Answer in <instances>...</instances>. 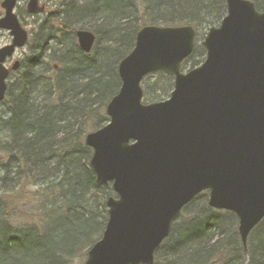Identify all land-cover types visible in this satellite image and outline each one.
I'll use <instances>...</instances> for the list:
<instances>
[{"label":"trees","instance_id":"1","mask_svg":"<svg viewBox=\"0 0 264 264\" xmlns=\"http://www.w3.org/2000/svg\"><path fill=\"white\" fill-rule=\"evenodd\" d=\"M251 1L264 12V0ZM142 2L146 25H139L136 0H63L33 31L0 117V131L9 133L0 142V264L85 262L102 238L106 201L114 196L111 184H97L85 138L109 122L106 107L121 87L120 61L141 28L187 25L198 34L182 69H194L205 60L204 34L227 13L226 0ZM77 24L96 36L90 54L78 46ZM142 86L146 104L161 102L170 97L174 79L157 73ZM161 248L166 250L155 264H264V220L245 248L237 217L210 208L203 193L182 210Z\"/></svg>","mask_w":264,"mask_h":264},{"label":"water","instance_id":"2","mask_svg":"<svg viewBox=\"0 0 264 264\" xmlns=\"http://www.w3.org/2000/svg\"><path fill=\"white\" fill-rule=\"evenodd\" d=\"M18 0H3L0 30L10 45L0 49V104L12 72L7 62L24 49L29 34L15 13ZM227 14L208 30L205 61L188 72L195 50L192 26H147L118 66L121 87L106 107L109 123L85 144L101 187L112 188L108 222L84 264H154L181 211L207 192L208 205L234 214L243 246L264 220V12L250 0H226ZM45 6L30 0L29 15ZM91 53L96 37L77 31ZM164 73L174 78L170 97L144 104L142 82Z\"/></svg>","mask_w":264,"mask_h":264},{"label":"rangeland","instance_id":"3","mask_svg":"<svg viewBox=\"0 0 264 264\" xmlns=\"http://www.w3.org/2000/svg\"><path fill=\"white\" fill-rule=\"evenodd\" d=\"M62 1L63 0H41V4H46L47 5L46 12L44 14L40 15V16H37V17H30V16H27V14L25 13V9H26V5H27L28 0H19L16 12L18 14H20V16L22 18L21 22H22L24 28L30 33L31 37H33V34H32L33 31L35 32V31L41 29L43 25H46L48 23V18L56 10H58L60 8V4L62 3ZM136 3L138 4L139 12H140V15L138 17L139 20L140 21H142L143 19L145 20V18H144L145 11H144V8L142 6V4H143L142 0H136ZM72 20H75V19H72ZM144 20L142 22H140L139 25H146ZM147 24H148V22H147ZM73 27L76 28L77 30H79L77 28L78 24L73 26ZM204 35H206V34H204ZM11 41H12V38H11V36H10V34L8 32L0 31V49L5 47V46H7V45H10ZM51 44H53V43L50 42V45ZM28 52H29L28 46L26 48L22 49V50L17 51L15 56H14V58L7 63V66L11 67V65L13 64V62L15 60H20V61L24 62L26 57H27ZM53 66H54V63H51V67H53ZM188 70H189V67H187V70H185V71H188ZM14 82H15V80L12 78L9 83L13 84ZM1 116H6V108L3 105V103L0 104V117ZM8 134H9L8 131H0V142H2L4 140L6 142L8 140V138H9ZM39 187L40 186H35V187L33 186L31 188V190H35V189H37ZM163 250H166V249L165 248L164 249L161 248V249H159L157 251V253H155V261H157V257H162L163 253H161V252H164ZM81 263H79L78 259L75 262V264H81Z\"/></svg>","mask_w":264,"mask_h":264},{"label":"flooded vegetation","instance_id":"4","mask_svg":"<svg viewBox=\"0 0 264 264\" xmlns=\"http://www.w3.org/2000/svg\"><path fill=\"white\" fill-rule=\"evenodd\" d=\"M40 4H41V0H40ZM41 5L45 6V11H46L47 10V5L46 4H41ZM27 16H29V15H27Z\"/></svg>","mask_w":264,"mask_h":264}]
</instances>
